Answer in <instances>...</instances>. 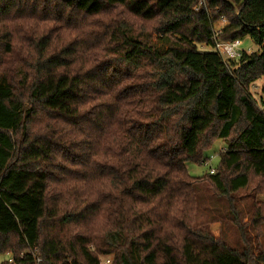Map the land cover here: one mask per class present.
<instances>
[{
    "label": "trees",
    "instance_id": "1",
    "mask_svg": "<svg viewBox=\"0 0 264 264\" xmlns=\"http://www.w3.org/2000/svg\"><path fill=\"white\" fill-rule=\"evenodd\" d=\"M200 2L0 0V264H264V0ZM222 19L257 52L224 64ZM199 183L238 248L197 222Z\"/></svg>",
    "mask_w": 264,
    "mask_h": 264
},
{
    "label": "rangeland",
    "instance_id": "2",
    "mask_svg": "<svg viewBox=\"0 0 264 264\" xmlns=\"http://www.w3.org/2000/svg\"><path fill=\"white\" fill-rule=\"evenodd\" d=\"M219 25L220 24L218 23L215 24V28ZM150 40L156 44L155 38ZM240 41V50L250 53L257 52L256 46L249 38H244ZM250 93L253 98L258 101L260 97L258 85L255 88H251ZM258 105H260L259 102ZM224 149L225 142L216 140L207 151V158L204 159V162L210 157L209 165L213 170H216L219 164V152ZM185 167L188 175L194 178H199L208 174V167L203 164L195 165L188 163ZM252 188V185H248L247 188L242 189L235 194L236 207L238 208L239 217L242 222H246L251 214L250 204L253 200ZM195 194L198 202L197 222L209 224L213 235H220L230 246L238 248L240 243L235 235V227L232 223V217L225 200L215 197L212 191L209 190L204 183L196 185ZM256 200L264 203V195H258ZM259 242L261 247L264 248V224L262 225V234ZM6 260H8L7 254H0V263Z\"/></svg>",
    "mask_w": 264,
    "mask_h": 264
},
{
    "label": "built area",
    "instance_id": "3",
    "mask_svg": "<svg viewBox=\"0 0 264 264\" xmlns=\"http://www.w3.org/2000/svg\"><path fill=\"white\" fill-rule=\"evenodd\" d=\"M202 1L203 0H201L200 4L202 3ZM198 8H199V6H197L195 8V11ZM224 24H225V20L222 19L220 21V25L218 27L214 28L213 33H212V41H213L212 48L220 56L222 62L224 64H227L230 60H238L243 53H245L246 55L252 54L250 52H244V51L240 50V46H241L240 40L225 42V41H218L216 39L217 34L220 31V28ZM258 107H259L260 111L264 114V106L259 105ZM209 162H210V157L206 160V162H204L202 164L208 167V174L212 175V174H214L215 170H213L210 167ZM7 256H8V261L12 262L10 255L7 254ZM41 262H42L41 259L35 257V264H40ZM99 264H110V258L109 257H99Z\"/></svg>",
    "mask_w": 264,
    "mask_h": 264
}]
</instances>
